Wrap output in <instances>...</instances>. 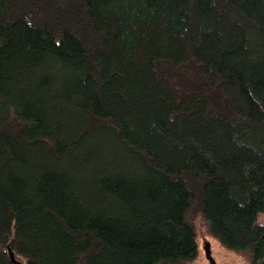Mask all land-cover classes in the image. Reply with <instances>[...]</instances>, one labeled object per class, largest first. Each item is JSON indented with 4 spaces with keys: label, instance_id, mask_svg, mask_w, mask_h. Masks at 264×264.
I'll return each mask as SVG.
<instances>
[{
    "label": "trees",
    "instance_id": "trees-1",
    "mask_svg": "<svg viewBox=\"0 0 264 264\" xmlns=\"http://www.w3.org/2000/svg\"><path fill=\"white\" fill-rule=\"evenodd\" d=\"M264 0H0V264H264Z\"/></svg>",
    "mask_w": 264,
    "mask_h": 264
},
{
    "label": "rangeland",
    "instance_id": "rangeland-1",
    "mask_svg": "<svg viewBox=\"0 0 264 264\" xmlns=\"http://www.w3.org/2000/svg\"><path fill=\"white\" fill-rule=\"evenodd\" d=\"M259 219L264 223V214ZM196 225L199 231L200 251L198 258L191 264H248L244 256L229 251L222 247L214 238L208 236L201 223L196 220Z\"/></svg>",
    "mask_w": 264,
    "mask_h": 264
},
{
    "label": "water",
    "instance_id": "water-1",
    "mask_svg": "<svg viewBox=\"0 0 264 264\" xmlns=\"http://www.w3.org/2000/svg\"><path fill=\"white\" fill-rule=\"evenodd\" d=\"M11 257L13 261L15 262V264H26L23 261L16 259L13 252L11 253ZM212 264H215L214 261L212 262Z\"/></svg>",
    "mask_w": 264,
    "mask_h": 264
}]
</instances>
